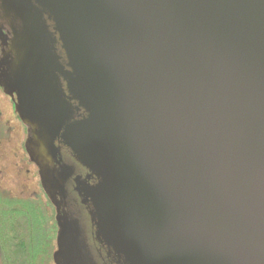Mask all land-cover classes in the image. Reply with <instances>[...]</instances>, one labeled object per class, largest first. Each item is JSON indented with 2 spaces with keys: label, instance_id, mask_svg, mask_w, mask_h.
I'll list each match as a JSON object with an SVG mask.
<instances>
[{
  "label": "water",
  "instance_id": "95a60500",
  "mask_svg": "<svg viewBox=\"0 0 264 264\" xmlns=\"http://www.w3.org/2000/svg\"><path fill=\"white\" fill-rule=\"evenodd\" d=\"M0 43L30 157L88 171L116 264H264V0H0Z\"/></svg>",
  "mask_w": 264,
  "mask_h": 264
},
{
  "label": "flooded vegetation",
  "instance_id": "af4514ba",
  "mask_svg": "<svg viewBox=\"0 0 264 264\" xmlns=\"http://www.w3.org/2000/svg\"><path fill=\"white\" fill-rule=\"evenodd\" d=\"M4 33L7 34L6 31ZM9 37V35L7 34ZM6 50L0 43V57ZM2 90V89H1ZM32 127L26 125L25 151L29 161L35 166L39 178V187L45 202H49L53 208L54 239L52 259L54 255L69 240L79 241V245L86 246L96 264H116L111 257L109 248L96 240V228L91 223L88 206L82 203L75 190L76 179H84L88 171L77 163L70 151L59 146V153L55 159H49L41 150L32 153V158L27 151L28 141L32 138ZM40 156L46 157V163L40 165ZM38 157L39 159L35 160ZM93 184V180L88 181Z\"/></svg>",
  "mask_w": 264,
  "mask_h": 264
},
{
  "label": "trees",
  "instance_id": "16d2710c",
  "mask_svg": "<svg viewBox=\"0 0 264 264\" xmlns=\"http://www.w3.org/2000/svg\"><path fill=\"white\" fill-rule=\"evenodd\" d=\"M5 194L0 191V264H53L51 204L38 195L16 199Z\"/></svg>",
  "mask_w": 264,
  "mask_h": 264
},
{
  "label": "rangeland",
  "instance_id": "374dc122",
  "mask_svg": "<svg viewBox=\"0 0 264 264\" xmlns=\"http://www.w3.org/2000/svg\"><path fill=\"white\" fill-rule=\"evenodd\" d=\"M25 145V126L18 119L12 100L0 88V191L16 199L38 195L45 202Z\"/></svg>",
  "mask_w": 264,
  "mask_h": 264
}]
</instances>
